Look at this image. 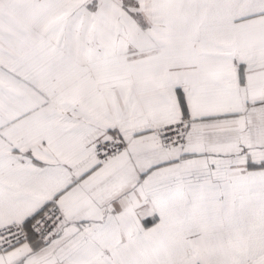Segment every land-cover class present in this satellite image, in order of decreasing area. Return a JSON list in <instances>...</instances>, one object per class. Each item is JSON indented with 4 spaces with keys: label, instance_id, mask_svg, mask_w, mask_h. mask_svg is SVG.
I'll return each instance as SVG.
<instances>
[{
    "label": "snow or ice",
    "instance_id": "obj_1",
    "mask_svg": "<svg viewBox=\"0 0 264 264\" xmlns=\"http://www.w3.org/2000/svg\"><path fill=\"white\" fill-rule=\"evenodd\" d=\"M0 264H264V0H0Z\"/></svg>",
    "mask_w": 264,
    "mask_h": 264
}]
</instances>
